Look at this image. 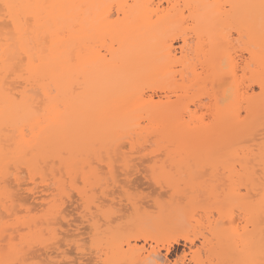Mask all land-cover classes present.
<instances>
[{
    "label": "snow or ice",
    "instance_id": "snow-or-ice-1",
    "mask_svg": "<svg viewBox=\"0 0 264 264\" xmlns=\"http://www.w3.org/2000/svg\"><path fill=\"white\" fill-rule=\"evenodd\" d=\"M84 7L75 4L39 3L33 0H0V97L3 98L0 116L3 117L6 126L12 119L13 110L17 113L26 111L34 120L31 128L34 140L29 139L30 129L27 126L20 128L21 139L16 141L15 147L11 142V135L6 137L7 149L4 153L3 166L0 168V183L5 190V195L0 198V222H2L0 230L4 236L5 258L0 259V264H76L74 259H68L67 248L53 255L57 237L50 228L45 232L43 223L44 220L51 222L50 215L40 214L29 220L28 214H23L22 218L17 212L18 201L23 207L22 193L17 192V185L27 192L38 190L34 189V185H47L48 188L53 189V199L48 201L50 210L57 198L78 191L81 199L85 201L86 211L91 210L96 219H102L109 218L112 214V209L106 206V197L113 193L102 189L106 184L118 187L119 175L116 165L119 164L125 176H131L133 172L126 158L127 153L122 159L119 149L114 154L110 147L107 150V157L104 156L103 149L99 151L98 160L89 152L87 163L83 166L79 161H73L68 153L61 149L56 154L62 161L59 178H56L54 168L49 174L46 166L41 165L39 158L33 157L35 145L41 142L42 134L65 124L66 101L61 89L65 94L70 93L73 97L79 95L78 77L72 69L86 66L89 58L94 54V50L86 52L71 42L69 33L77 30L78 17L55 10ZM105 7L113 10L112 15L119 18L121 6L106 5ZM233 7L237 6L233 5ZM240 7L259 8V87L260 95L264 96V0H260L259 5ZM110 18L111 16L106 17V19ZM249 22L251 24V18ZM235 31L233 29L234 35ZM182 38L184 42L180 46L176 62L183 61L187 67H191L192 72L200 76L207 73L213 87L217 80L223 81L225 78L234 82L239 79L243 85L246 80L241 76V63L244 65V77L247 76L248 70L255 67L256 47L251 43H245L242 32L236 36L234 44L229 41L226 45L223 40L215 39L209 42L210 47L198 45L195 50L190 48L187 33L173 34L162 41L169 55L173 42H179ZM221 51L224 55L219 57L217 69V54ZM57 52L60 54L56 55ZM230 60L233 61L231 70L228 68ZM191 115L195 114L191 113ZM37 127L41 129V134H36ZM132 151H136L135 147ZM21 160L32 161L27 164L28 173L23 178ZM104 162L108 165L107 171L111 174L110 177L105 176L104 170L99 167V164ZM14 164L16 167H13ZM222 167L223 172H221ZM65 168L67 175L64 174ZM135 171L139 174L141 170L135 169ZM152 179L160 184L167 182L172 186L170 190L173 188L177 190L173 191L174 198L179 194L190 204L188 235L183 239L194 240L193 259L189 262L186 259L188 253L185 251V258L178 257L175 264H264V143L261 144L259 168L252 164L251 159L247 162L236 161L228 154V146L222 145L208 153L207 162L203 165H193L191 160H188L169 168L166 159L165 164L160 166L159 172L157 165H153ZM90 193L95 194L91 200L87 199ZM256 205L260 209L261 223L259 260L251 255L252 243L248 238L247 230L241 232L234 219L239 213L243 222L246 213ZM247 219H251V216H247ZM17 234L19 239L16 238ZM180 239L181 237L177 236L174 242H179ZM224 240L234 244L235 249L247 255L237 258L235 251L229 248L227 252H219L210 260L202 258L206 249L210 255L216 251L215 247H208L210 243L215 246L217 241ZM65 243L71 247L73 241L66 240ZM196 243H199L200 247H197ZM37 244L42 251L38 257H34ZM76 247L79 249L80 245L77 244ZM113 264H126V262H113ZM163 264L169 262L165 261Z\"/></svg>",
    "mask_w": 264,
    "mask_h": 264
},
{
    "label": "bare ground",
    "instance_id": "bare-ground-1",
    "mask_svg": "<svg viewBox=\"0 0 264 264\" xmlns=\"http://www.w3.org/2000/svg\"><path fill=\"white\" fill-rule=\"evenodd\" d=\"M33 2L47 4L84 5L85 7L82 9H58L55 11L63 12L72 17H78L79 23L77 25V30L75 32L69 33L71 42L75 44L77 48H82L86 52H92L94 50V54L89 58L86 66H83L80 69H72L76 77H78L77 86L79 89V95L73 97L70 93L65 94L64 90L61 89L62 96L66 101L65 106L67 111L65 116V124L62 127L49 129L44 132L41 137V142L35 145V152L33 154V157L39 158L41 165L46 166L49 174L52 173L53 167H56L57 169L55 168V173L57 174H55V176L57 178L60 176V174L58 173H61L60 170L62 161L57 158L56 154L61 149L65 150L73 161H79L80 165L82 166V159L83 157L88 156L89 152H91L94 156L93 158L96 159L98 158V156L96 157V155L101 149H104V146L106 148L111 147L112 151L114 152V150H117V147L119 148V146L121 145V140L124 141L123 139H128L129 141L127 142V144L128 146H130L129 150L133 155L134 152H137V150L132 151L133 147H135V149L136 146L141 145L140 147H142V144H140L141 139L139 138L143 136L142 134L144 133L141 127V120L143 119V117L146 119L149 127L152 129L151 132L153 131L152 133H154V138L158 137L155 139H159L157 143H161V145H163L162 141H165L167 142L166 145L170 146L168 148L169 150H167V147L164 149L160 144L158 145V147L160 146L159 149L163 148L164 150H161H163V152L166 151L164 154L167 153V157H169L171 153H173L171 156H173L174 153L176 155H179L177 153H180V151L182 150H178L176 148H172L176 149L172 150V146L177 147L180 145V143L184 144L187 139H189V142L190 139H194L193 141L197 142L198 139H195L196 136L194 138H189L192 136H190L192 128H190L191 123H189V121H192L194 119H192V115L187 113L189 109L187 106L179 108L178 111L174 113L173 106L171 105L170 99L168 97H166V101L164 102L162 100H155L153 95L146 94V92H144V89L142 88L147 84H157L161 80L168 82L170 85H173L177 82V78H179L184 86H186L185 84H187V86L190 87L194 84L193 82H198L201 80V76L195 72H192L191 67H187L183 61H181L180 63L176 62L177 55L180 52V46L184 42L183 38L181 39V45H179L178 47H174L172 45L170 55L168 50L164 48L162 44L164 38L170 36L172 33H175V30L184 31V26L189 22L192 23L195 27L194 36L196 43L193 46L190 45V48L192 50H195L198 45H207L210 47L211 45L209 42L215 39L223 40L226 45L229 43V41L234 44L235 39L232 38L233 29L236 30L235 34L237 36L242 32L245 37V43L253 44L257 50V60L255 67L248 70L247 73H249L251 77L255 78V81L259 87L260 12L259 8H247L240 6L259 5L260 0H33ZM106 5L121 6L119 8L118 19L115 15V17L113 18V10L105 7ZM224 5H227L228 7H222ZM233 5H236L237 7H233ZM109 16H111V18L106 19V17ZM249 18H251V24L249 22ZM106 41L109 42L106 43ZM95 45L101 47V49L103 48L104 51L102 52V50L97 46V48L94 47ZM59 54V52L56 53V55ZM222 55H224L222 51L217 54V69L219 68V57ZM232 64L233 61L230 60L228 62L229 70H231ZM240 68L243 74V63H241ZM206 94L208 95V98L213 99V104L215 107V129L217 133L222 136L224 142L229 143L244 136L250 137L256 128H264V96L260 95V87L259 92L256 96H249L246 91H242L240 89L237 80L234 82L233 80L225 78L223 81L217 80L215 87L212 86L211 91ZM2 108L3 98L0 97V109ZM41 111H43V108L41 109ZM242 112L244 113V116H242ZM187 116L188 119L185 120L184 118ZM200 122L203 121L200 120ZM33 123L34 120L31 114L26 111H20L19 113H17L15 112V110H13L12 119L9 121L7 126L5 125L3 117L0 116V168H2L3 166L4 153L7 149L6 137L11 135V142L13 144V147H15L16 141L21 139L20 128L27 126L30 129L29 139L34 140L33 133L31 132ZM192 123L194 122L192 121ZM17 125H19V127H17ZM202 126L205 127L204 124ZM206 129L207 127L201 129V134L204 133L205 135L207 131L209 133V129ZM154 130L156 131L157 136ZM198 131L199 130H197V132ZM13 133L14 135H12ZM149 133L146 134L149 135L146 136L148 137V139H150V134L152 135V133ZM199 133L200 131L198 132V134ZM36 134H41V129L39 127L36 128ZM133 135L135 136L133 137ZM202 136L197 137L199 138L198 142H200V138H202ZM146 137L144 136L141 138L147 139ZM154 138L152 137L153 141H155ZM152 139H150V141ZM118 140L120 141L119 143H117ZM165 142L163 143L165 144ZM260 143H264V140ZM166 145H164V147ZM184 146H186L187 148L188 144ZM251 147V151L246 148L249 152H245L247 155L243 153L244 150L237 151L240 153L242 152L243 157L245 155L249 156L252 153V157L249 156L251 158L247 157V159L244 158L243 160H246L245 162H247L249 159H251L252 164L259 168V155L261 145H259L258 147L255 144L257 150L254 148V146L252 147L254 148L253 150ZM106 148L104 150L106 151V153H108V149ZM140 149L141 148H139L138 150ZM183 149L185 148L183 147ZM191 150L192 149H188L189 152H191ZM197 150L199 151L200 149ZM202 151L204 152V150H200L199 153L197 152V154H203L200 153ZM237 151L234 155L236 161L239 159V156H236L237 154H239L237 153ZM189 152L188 154L192 155L191 153H194L195 151L193 152L192 150L191 153ZM184 153H187V150ZM129 154L131 153L129 152ZM138 154L140 153L138 152ZM28 163H32V161H20L22 171L25 172L24 174L28 173ZM84 163L87 162L85 161ZM13 167H16V165L14 164ZM64 174H68L67 168H65ZM73 174H75V171ZM30 178L31 177H29V179ZM25 184H27V182H25ZM16 187L17 189L19 188L18 185ZM44 188L49 189L48 187ZM34 189H36L35 185ZM52 190L50 192L51 194ZM43 191L45 190H43L42 188L40 190V194ZM24 192L28 194V200L32 199L36 201L35 199H37L39 201V199L41 198V201L44 197V194H42L43 196H38L37 193L39 192H36L35 190L33 192H27L24 190ZM13 194L15 195V193ZM75 194H77L76 196L80 195L78 191ZM4 195V186L2 183H0V198H2ZM68 195L69 194H67V201L71 194L69 196ZM91 196L94 197L93 194H91ZM91 196L89 195V200ZM48 197L53 198V196L49 195L47 196V198ZM44 198L46 199V196ZM71 198L72 197H70V199ZM45 199L43 200L45 201ZM26 200H22L23 207H21L20 201L17 202V212L21 215L28 214V219L33 220L36 213L32 214V212L35 210L36 205H30V200H27L29 204L26 203ZM46 200L47 201L45 202L48 206L49 200ZM81 200L82 199H80V201ZM58 201L59 200L56 199V201L53 202L51 210L49 209V207H47L48 210L44 208L46 213L45 211H43V214L45 213L46 215H50L52 218L51 222H56L55 219L62 215L60 214V212H62L63 208H65L66 210V207H63L62 205V200H60L61 202ZM67 201L65 200V202ZM46 204L44 203L43 207H45ZM39 206L42 207L41 205ZM83 207L84 210H86L85 204L82 206V210ZM133 207L135 209H139V207L137 208L136 205H133ZM79 209L80 208L78 207L76 211H79ZM87 211L88 213H90V210ZM160 211L158 214L161 216L163 211H161L162 213H160ZM40 212H42V210ZM63 213H65V211H63ZM133 213L135 214V217L132 215L133 218L131 217L132 219H130L133 225L130 224V227L129 225L127 226L128 230L125 235L120 236V234H116L114 238L115 240L113 239L114 242L111 246L108 247V249L110 250H108L110 254L106 255L105 253L106 259L109 255H114L111 254L114 251L111 249L113 247V249L116 248L117 250V252H115L116 254L114 255L115 261L119 259L118 261L125 260L131 262V264H146V262H151V264H163V262L167 261V259L166 257L162 256L158 250L154 249L151 246L146 247V243L140 246L137 244L138 239L143 237L144 234L148 232L147 230H145V227L147 225L145 223H147L148 220H153V215H149L150 213H141V211L140 213L138 211H135ZM247 213V216H251V219H249L250 222L247 221L251 226V229L247 230L248 238L252 243L251 255L254 256L255 259L259 260L261 245V223L259 206L256 205ZM31 214L33 215V217ZM90 215L93 216L92 213H90ZM150 216L153 218H151ZM160 216L155 218H161ZM82 218L84 219L86 218V216L84 215V217ZM92 218L90 217L88 222L93 225V233L96 236H90L95 239L99 231L96 230L98 229V224L95 220V222L92 221ZM63 219L67 218L63 217ZM87 220L88 218L86 219V221ZM131 221L127 223H131ZM51 222L49 223V221L47 220L43 221L45 232H48L49 228L52 232H55L57 242L59 244V237L63 238V236H65V238L70 237L69 239L67 238L68 240L74 239V244L75 246L77 245V238L80 237V235L78 237V227H75V229L73 228L74 230L71 231V233L67 232L68 230L65 233L63 232L64 230L61 231L62 228L59 227V223H54L55 226L58 225L55 227ZM92 222L94 223L92 224ZM89 223H87V226ZM153 223L157 222L154 220ZM159 223L160 222L158 221V223L155 224V228L157 231H159L157 232V234H162L163 230H161V225ZM67 226L70 227L71 225H69L68 223ZM57 230L61 231L63 235L59 236L58 234H60L61 232L59 233ZM245 231L246 230L243 229L242 232ZM90 233L92 234V232ZM71 237L74 238L71 239ZM116 237L118 238L116 239ZM16 238L19 239V234H17ZM62 238L60 241L65 242L62 240ZM119 239L123 241L120 242ZM131 240L133 241V244L131 243ZM175 240L176 239H173L170 242V244L166 248V253L170 251L172 243H177L174 242ZM58 243L56 245V250H54L53 252V255H57L58 251H62L64 249L63 248L61 250V247H63L62 243L60 245ZM217 243H219L217 244V246L219 245L218 248L220 246L223 247L225 243V251H228L229 248L233 246L231 245L232 243L227 240H224L223 242L217 241ZM37 245L36 247L39 248V246ZM92 245L99 246L97 240L93 241ZM123 246L126 247L125 250L123 249ZM226 246H228L229 248L226 249ZM76 248L77 247H75V249ZM218 248L216 249V252ZM3 249L4 236L2 230H0V259L5 258V252L3 251ZM75 249L73 251H75ZM76 250H78L76 252L79 253L81 251H84L85 249L82 250V247H79V249ZM222 251L224 250L222 249ZM234 251L236 254V252L239 250ZM214 252L211 253V255H217V253ZM69 253L70 252H67L68 255ZM82 254L83 253H81V257ZM237 254L236 257L240 256L241 252H239L238 255ZM241 255L243 256L244 254ZM245 255H247V253H245ZM114 256H111V258L114 259ZM113 259H111L112 262H110L109 256V261H105L106 264H108V262L109 264L115 262ZM96 260L97 259H95L94 262ZM76 264L81 263L76 262Z\"/></svg>",
    "mask_w": 264,
    "mask_h": 264
},
{
    "label": "rangeland",
    "instance_id": "rangeland-1",
    "mask_svg": "<svg viewBox=\"0 0 264 264\" xmlns=\"http://www.w3.org/2000/svg\"><path fill=\"white\" fill-rule=\"evenodd\" d=\"M114 17L115 16L113 15V18ZM194 31H195L194 25L189 22L188 24H186L184 26V31H176L175 30V33H172L171 35L187 33V38L190 41V45L193 46L196 43L195 36H194ZM236 36L237 35L236 34L234 35L233 31H232V38L235 39ZM108 42L109 41H106V43H108ZM179 45H181V40L179 42H173V46L174 47H178ZM96 46L97 45H95L94 47H96ZM104 46H105V43H104ZM108 46H109V44H108ZM97 47L101 49V47H99V46H97ZM101 50H102V52L104 51L103 48ZM240 72H241V68H240ZM241 76H242V78L244 80H246V82L243 83V85H241L240 80L237 79V83H238L240 89L242 91H246L249 96H256L258 94V92H259V87H258V84L255 81V78L251 77V75L249 73H247V76L244 77L242 72H241ZM176 80H177V82L174 83L173 85H170L168 82L161 80L157 84H153V85L152 84H147V85H144L142 88L144 89V92H146V94L153 95L155 100H162L164 102V101H166V97H168L170 99L171 105L173 106L174 113L176 111H178L179 108H183L184 106H187L189 108L187 113L190 114V115H191V113L195 114V115H192V119H194L192 121L194 123L190 124V128H192L191 132H190V136L191 135L192 136L189 137V138H194L196 136L195 139H198L197 142L193 141L194 139H190V142H189V139H187V141H185L186 143L185 142H184V144L180 143V145L177 146V147L176 146H172L170 144L172 146L171 149L172 148H176L178 150H180V149H182V150L180 151V153H177L179 155H176L174 153L175 156L174 155L171 156L173 154V153H171V155H170L171 158H169L170 156L167 157L168 156L167 153L164 154L166 151L163 152V150L166 147H167L166 149L169 150L168 148L170 146L166 145L167 142L162 141L163 145H161V143H159V144L164 149L163 148L159 149L160 146L158 147L159 144L157 143V141L159 139L155 140L158 137L154 138V135H153L154 133H152L153 131L151 132L152 129L149 127L148 122L143 117V119L141 120V127H142L144 133L142 134L143 136H141V137L149 136V135H146V134L149 133V131H150V133H152V135L149 133L150 134L149 138L152 139V137H153L155 141H153V139L150 141V139H148V137H146L147 139H145V138L142 139L140 137L139 139H141L140 140L141 141L140 144H142V147H140L141 145L140 146H136L137 152H134L133 155H132V152L129 150L130 146H128V144H127V142L129 140L128 139H123L124 141H122L121 138H120L121 142L118 140L117 143L120 142V144H121V145L119 144L120 146L118 145L119 148L117 147V144H116L117 149L120 150L119 154H120L121 158L123 159L125 157V153H127V157L126 158L130 162L129 166L131 167V169H133V172H132L131 176H125L123 174V171L120 170L119 164H117L116 165V170H117V173L119 175V180L117 181L118 187H117V185L106 184L105 188L102 189V191L112 192L113 193V195L106 197V206L109 207L110 209H112V214H111V216L109 218L96 219L95 216H94L93 211H91V210L89 211L90 213L93 214V216H92V215H90V213H88V211L84 210V207H83V210H82L81 208L85 204V201H84V203H83V200L80 201L81 195L76 196L77 194H75V193H77V191L76 192L74 191L73 193L71 192L70 196L68 195L69 196L68 201L70 203L67 201V198H68L67 194H65L64 195L65 197H63L62 199L57 198V200H59L58 202H61L60 200H62V203H63L62 205H63V207H66V210H65V208H63L64 210L62 209V212H60V214L63 215V216L61 215L62 218H61V216H59V217L56 216L57 218L55 219V221L57 223H59L58 224L59 227L62 228L61 231L64 230L63 232H65V233H66L67 230H68L67 232L71 233V231H73L75 229V227H78L79 228L78 237H79V235H80V237L79 238L75 237V238L78 239V240L76 239L78 241V243H76V244H80V248L82 247V250L85 249L84 251L79 252L80 254L78 252H76L78 250H76L77 248L75 249L76 246L74 244L75 243L74 239H73L74 241L71 240V241H73L72 246L68 247L65 242H61L60 241L62 237H59V236L60 235L62 236L63 233L61 231L57 230L59 233L61 232L60 234H58L59 235L58 236L59 237L58 241L60 242V244L62 243V246H63V247L60 246L61 250L63 248L64 249L68 248L69 251L67 250V252H70L69 255L67 254L69 256L68 259H74L77 263H81V264H106L105 261H107L109 259V256H110V262H112L111 259H113V258H111V256H114L116 254L115 252H117V250H116V248L113 249V247H112L111 249L114 250V251L113 252L111 251L112 252L111 254H114V255H109L107 257V259H106L105 253H106V255L110 254L109 253L110 250L108 249V247L111 246L112 243L114 242L113 239L115 238L117 233L120 234V236L125 235L127 233V230H128L127 226L129 225V227H130V224L133 225L132 221L130 220V219L133 218V216L135 217V214L133 212L138 211L140 213V211H141V213L142 212L145 213V214L146 213H150L149 215L152 214L154 219L151 220V221L148 220L147 223H145V221H144V223L147 224L146 227L144 226L146 228L145 230H147L148 232H146L143 237L138 239L137 244L139 246L146 243V247H148V246L153 247L154 249L158 250L159 253L162 256L166 257V259L169 262V264H175V261H176V259L178 257H180L182 259L185 258L184 257L185 251H187V253H188L186 259L189 262L192 261V259H193V257H192V253H193L192 244L194 243V240L193 239H188V240H184L183 239V237L188 235L187 225L190 223V216L188 215L189 210H190L189 201L187 199H185L183 196L179 195V194H177V196L174 198L173 197V191H177V190L174 189V188L172 190H170V188L172 186L169 185L167 182H164L163 184H160L158 182H154L153 179H152V166L153 165H157V171L159 172L160 171V166H163L165 164V160L166 159H167V166L169 168L173 167L174 165L178 166L181 162H186L188 160H191L193 165H196V164L203 165L204 163L207 162L208 153L210 151H212L213 149H216V148H218V147H220L222 145H227L228 146V154L231 155L233 159H235L234 155H235V152L237 150L238 151H243L244 150L243 153H245V152L249 153L248 150L251 151V149H250L251 146L252 147L254 146V148L256 149L255 144L258 147H259V145H261L260 142L264 140L263 139V136H264V132L263 131L264 130H262L264 128L263 127L258 128V129L256 128L257 130L255 129L256 131L254 130V132L251 134L250 137L249 136H244V137H240V139H238V140H235V141H232V142H229V143L224 142V139L222 138V136L219 133H217V131L215 129V122H214L215 107H214V104H213V99L208 98V95L206 94V93H209L211 91L212 86H213L211 78L207 76V73H205L204 76H201V80H203V81L200 80L198 82H193L194 84L192 86H190V87H188L187 84H185L187 86V89H186V86H184V84L179 80V78H177ZM205 82H207V87H205ZM166 84H168L169 86L166 85ZM242 116H244L243 112H242ZM184 119L187 120L188 116L185 117ZM200 120H202L203 122H200ZM200 123H202V124H200ZM203 124L205 125V127L202 126ZM199 126H200L201 129L207 127V129H209V133L207 131V133H205V135H204V133L201 134V129L199 128ZM197 130L200 131L199 134H198L199 131L197 132ZM154 132H155V134L157 136V133H156L155 130H154ZM134 136L135 135H133V137ZM198 136L199 137L202 136V138H200L201 139L200 142H198L199 141V138H197ZM135 138H137V137H135ZM148 141H149V143H148ZM163 142H165V144ZM143 144H145V145H143ZM187 144H188L187 148L188 149H192L193 152L195 151L194 153H191L192 150H191V152H189L190 150L188 151L186 146H184V145H187ZM164 145H166V146L164 147ZM189 145H191V146H189ZM194 145H195V147H194ZM125 146H127V147H125ZM183 147L187 150V153H184L186 150L183 149ZM105 148L106 147L104 146V149ZM108 148H106V149H108ZM139 148H141L140 149L141 151L138 150ZM246 148H248V150ZM254 148H252V150ZM161 149H163V150H161ZM176 149H172V150H176ZM197 149L204 150V152L203 151L200 152V153H203V154H197V152L199 153V151H200V150L198 151ZM183 150H184V152H183ZM238 151H237V153L241 154V155H239V154L236 153L237 154L236 156H239L238 160H243L244 158L247 159V157L248 158L252 157L251 156L252 153L249 155L251 157L246 156L247 155L246 153H245L246 155L244 154L245 156L243 157L242 152L240 153ZM129 152L131 154H129ZM138 152L140 154H138ZM188 152L191 153L192 155H189ZM113 153H116V150H114ZM107 155H108V153H106V151H105L104 152V156L107 157ZM97 156L98 155H96V157ZM96 159L98 160V158H96ZM82 161H83L82 162V166H83V163L85 161L87 162V156L83 157ZM99 167L104 170V175L105 176H108V177L111 176V174L108 173V171H107L108 165H107L106 162L100 163ZM56 169H55V171H56ZM135 169H140L141 170L139 172V174H137ZM223 171H224V169L222 167L221 168V172H223ZM24 173L25 172L21 171L22 177L25 175ZM55 174H57V173H55ZM58 174H60V172ZM25 182H27V181H25ZM125 185H127L126 188H125ZM35 186H36V189H38V190H35V191L39 192V193H37L38 196H40V195L43 196L42 194H44V197L46 196V199H48V200L53 199L52 197L51 198H49V197L47 198V196L48 195L49 196H53V191L54 190H52L50 188L49 189L44 188V187H47V185H41L43 190H45V191H43L45 193L41 192V194H40V190L42 189L41 186L40 185H38V186L35 185ZM89 188H91V185H89ZM16 190H17V192L22 193V200L23 199H25V200L27 199L28 200L29 196H28V194L26 192H24V189L21 190L20 187L17 189V187H16ZM51 190H52V194L50 193ZM245 190H247V189H245ZM46 191H47V193H46ZM45 194H48V195H45ZM91 194H93V196L95 195L94 193H90V196H91ZM75 196H76V198H75ZM44 197L42 198V200L45 199ZM70 197H72L73 200H72V198L70 199ZM40 199H39V201L37 199H35L36 201H34L32 199L31 200L29 199L30 201L28 200L29 203H31L30 205H33V204L36 205V206L34 205L35 206V210L32 212V214L36 213L34 218H36L37 216H40V214H43V211H45V209L48 210V208H47L48 206H47V204L45 202L47 200L45 199V201L44 200L40 201ZM87 199H89V198H87ZM91 199H93L92 196H91L90 200ZM27 200H26V203H28ZM65 200L67 202H65ZM71 200H72V202H71ZM78 200H79V202H78ZM44 203L46 204L45 207H43ZM71 203L73 204V206H72ZM74 203H76V204H74ZM131 203L133 205H136L137 208L139 207V209H135ZM39 205H41L42 207H40ZM78 207L80 209H79V211L78 210L76 211V209ZM178 209H179V212H178ZM41 210H42V212H40ZM80 210H81V212H80ZM160 210L163 211V213ZM63 211H65V213H63ZM82 211H83V213H82ZM145 211H147V212H145ZM159 211H160V213H162L161 216L158 214ZM175 211L178 212V213H176ZM45 213H46V211H45ZM176 214H178V215H176ZM247 214L248 213H246V217L243 219V222H242V218H241L239 213H237V215L234 217V219L236 220V223L239 225V228H240L241 232L243 231V229L244 230L251 229V226L249 225L250 223L247 222V221H249V219H247ZM84 215L86 216V218L83 219L82 217H84ZM158 216H160L161 218H155V217H158ZM32 217H33V215H32ZM63 217L67 218V219H63ZM90 217L91 218L93 217L92 218L93 220L92 219L91 220L92 221L95 220L96 223L98 224V229H96V230H98L99 233H98V235H97V237L95 239H93V237H91L93 235L95 237L96 235L93 233V230H94L92 228L93 225H91V223L88 222ZM141 217H143V216H141ZM153 217H151V218H153ZM58 218H59L60 221L58 220ZM87 218H88V220L86 221ZM79 219H80V221H79ZM129 220L131 221V223H127V222H130ZM154 220L157 223H158V221L160 222L159 224L161 225V230H163L162 234H159V233L157 234V232H159V231H157L156 228H155V224H157V223H153ZM56 222L53 221L51 223L57 224ZM94 222H92V224ZM68 223H69V225H71L70 227L67 226ZM87 223H89L88 226H87ZM213 223H215L214 220H213ZM55 224H54V226H55ZM58 225H56V226H58ZM61 225H63V226H61ZM64 225H65V227H64ZM134 226H136V225H134ZM246 226H247V228H246ZM59 227H57V228H59ZM90 232H92V234ZM96 234H97V232H96ZM177 236L181 237L180 241L177 242V243H172V247L170 248V251L168 253H166V248L168 247V245L170 244V242L173 239H176ZM63 238H62V240L66 241V239L67 238L69 239L70 237H66L65 238V236H63ZM72 238H74V237H71V239ZM117 238L118 237H116V239ZM96 240H97L99 246L92 245L93 241H96ZM121 241H123V240H120V242ZM131 243L133 244L132 240H131ZM217 244H219V243H216V245L214 246L213 244L210 243L208 247L209 248L215 247V249H217L218 246H219V245L217 246ZM231 245H233V246H231L232 250H233V248L236 251L238 250V249H235V245L234 244H231ZM37 246H39V245H37ZM196 246L200 247V244L196 243ZM216 246H217V248H216ZM72 247L75 249V251H73L74 249ZM223 247L220 246L218 248L219 252H221L222 249L225 251V243H224ZM226 247H227L226 249L229 248L228 246H226ZM95 249H97V250H95ZM123 249L125 250L126 247L123 246ZM218 250H217V252L215 251L214 253L218 254L219 253ZM41 251L42 250L40 248H37L36 253H33L34 257H38L39 254L41 253ZM224 251H222V252H224ZM237 252L239 254L240 251H237ZM237 252H236V254H237ZM81 253H83L86 256H84L82 254V257H84V258H82L81 257ZM241 254L238 257L241 258L242 257ZM36 255H38V256H36ZM197 255L199 256L200 254H197ZM216 256L217 255H215V256L210 255L208 250L206 249L202 258L205 259V260H210V259H212L213 257H216ZM78 257H80L81 259L78 258ZM95 259H97L98 261L96 260L97 262L96 261L94 262ZM113 260L115 261V256H114ZM118 260L119 259H117V261H115V262H126V264H131V262H129V261H125V260L118 261ZM108 264H109V262H108Z\"/></svg>",
    "mask_w": 264,
    "mask_h": 264
}]
</instances>
